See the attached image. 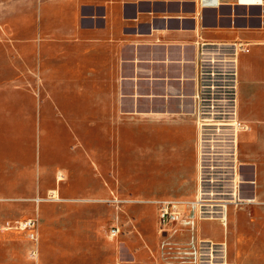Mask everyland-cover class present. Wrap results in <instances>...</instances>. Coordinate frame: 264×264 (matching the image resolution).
I'll use <instances>...</instances> for the list:
<instances>
[{"label": "crops", "instance_id": "1", "mask_svg": "<svg viewBox=\"0 0 264 264\" xmlns=\"http://www.w3.org/2000/svg\"><path fill=\"white\" fill-rule=\"evenodd\" d=\"M11 1L0 19L24 25V33L17 28L11 29V26L6 28L11 37L25 39L26 67L31 74L27 82L30 80L34 84L36 76L40 82L38 87L55 86L57 99L0 95V143L14 147L17 129L28 126L37 125V134L46 135L41 124L42 120L47 121L44 105L48 106L50 102L56 104L58 129L67 124L66 103L79 102L78 111L82 115L71 124L76 127L80 125V118L84 119L86 115L92 119H106V123H101L106 126L109 114L112 115L114 105L118 104L123 112L122 121L124 113L129 115L128 119L135 118L138 127H143L144 135L146 132L155 134L160 121L175 123L176 129L168 141L172 149L169 163L181 167L190 161L187 165L193 169L194 184L196 129L189 95L195 89V61L200 46L229 44L236 40L249 43V52L239 54L237 60V117L246 126L238 135L237 161L243 185L251 186L250 193L243 195L241 192V197L253 198L254 202L229 207L226 225L218 220L197 221L193 237L224 245V255L229 263L264 264V224L255 229L252 224L258 218L253 222L246 219L245 226L239 229L236 225L232 232L230 230V222L237 224L238 213L246 206L264 208L255 175L257 161L254 158L251 161L242 147L244 133H251L248 145L258 146L257 150L264 147L261 138L264 135V0L257 4L217 0L221 3L219 7L206 8L201 7L199 0ZM6 3L0 0L1 7L7 6ZM70 88L74 89L75 96L68 94ZM22 102L26 104L25 108L17 106ZM248 105L249 114L245 115L243 110ZM19 111H25L26 118L16 117ZM131 114L136 117H130ZM148 121L154 122L153 129L147 127ZM125 125L129 126V123L123 122L122 129ZM19 148L9 147L11 153H0L2 203L15 198L24 189L34 191V168L12 154ZM143 152L145 157V150ZM242 152L250 163L243 161ZM40 169L39 161L38 181ZM175 178L169 179L170 184L179 182ZM86 193L93 195V192ZM58 212L51 209L39 211L41 223L37 236L42 264H69L71 259L73 264H93V223L86 218L90 211L77 220L67 218L69 214L62 218ZM209 223L220 226V238L203 234V225ZM157 225L156 219V240L150 243L156 244L153 245L158 255ZM10 230L0 224V264H19V259H24V264H33L29 260L33 258L28 256V251L34 247L33 241L27 235L18 240L17 234ZM138 236L141 240L137 249L139 259L127 253V264H174L171 256L147 260L145 248L150 237L147 240L139 231ZM190 238L188 231L177 228L168 239L187 245ZM55 259L57 261L53 262Z\"/></svg>", "mask_w": 264, "mask_h": 264}, {"label": "rangeland", "instance_id": "2", "mask_svg": "<svg viewBox=\"0 0 264 264\" xmlns=\"http://www.w3.org/2000/svg\"><path fill=\"white\" fill-rule=\"evenodd\" d=\"M5 1L8 4L0 6V16H3L8 5L12 3L11 0ZM6 26L20 29L22 33L25 30L24 25L14 23V20L10 24L8 20L4 22L0 19V71L2 72L0 95H13L22 99L47 96L56 100L55 86L38 87L40 82L37 81L36 76L34 84H31L30 80L29 83L27 82V77H31L29 76L31 74L26 67L25 39L11 37ZM68 94L75 96L74 89L70 88ZM78 104L79 102L74 101L66 103L64 109L68 116L65 128H57L56 104L50 102L48 106L44 105L48 109H46L48 118L45 122L42 120L41 124L42 130L47 132L46 135L37 134V125L32 128L28 126L17 129L19 134L23 131L24 133L15 134L17 141L14 147L0 143V153L3 152V155L9 152V147L12 149L20 147L12 154H15L20 162L27 163L30 168L33 167L36 174L33 193L24 189L15 198L5 200L3 203L0 201V224L11 229L10 231L17 234L18 240H21L30 233L29 230H21L18 227L28 219L35 222L33 232L37 235L41 223L39 211L41 213L43 209L57 210L62 218L69 214L67 218L72 220H77L83 213L90 211V215L86 218L93 223V264H127V253L139 259L137 249L141 240L138 231L145 235L147 240L150 237L145 248L147 260L151 261L162 255L170 256L175 247L181 245L173 239H165L160 234L158 209L154 202L171 200L175 197L189 196L192 199V189L196 185V191L198 186L197 165L194 184L193 169L187 165L190 161L181 167L173 166L174 162L169 163L172 149L168 141L176 129L175 123L160 121L155 134L146 132L144 135L143 127L140 125L138 127L135 118L128 119L129 115L124 113L125 119L122 121L121 106L116 104L112 115L109 114L110 120L106 126H104L106 119L102 121L86 115L84 119L80 118V125L76 127L71 124L82 115L78 111ZM17 106L25 108L26 104L22 102ZM124 109L128 110L127 107ZM243 112L245 115L249 114V105ZM16 117L26 118L25 111L23 113L19 111ZM130 117H136V114H131ZM102 122L105 123L101 124ZM123 122L129 123L130 127L125 125L122 129ZM146 125L151 129L154 128V122L148 121ZM250 136L251 133L242 134V139L245 141L242 147L251 161L254 159L257 161L256 181L260 199L264 201V147L257 150L258 146L248 145ZM261 138L264 139V135ZM242 153L243 161L250 163V160L245 158V152ZM39 161L41 169L38 181ZM174 176L179 182L170 184L169 179ZM250 188L248 184L243 185V195H248ZM86 192H93V195L88 196ZM52 218L57 219L58 216ZM156 219L158 255L154 243ZM246 219L248 222L256 219L252 226L255 229L261 228L264 224V208L246 206L238 213L237 224L234 221L230 222L231 232L236 225L239 229L245 226ZM112 227L119 229L116 236L111 235ZM202 228L206 236L220 238L222 235L220 226L215 223L204 224ZM152 241L154 242L150 243ZM38 243L37 236V240L33 241V249L28 251V256L33 258L29 260L33 264H42V259H39ZM56 261L57 259L53 262ZM70 262L69 264H73V259ZM19 264H24V259H19Z\"/></svg>", "mask_w": 264, "mask_h": 264}, {"label": "built area", "instance_id": "3", "mask_svg": "<svg viewBox=\"0 0 264 264\" xmlns=\"http://www.w3.org/2000/svg\"><path fill=\"white\" fill-rule=\"evenodd\" d=\"M202 8L219 7L217 0H199ZM238 4L261 3V0ZM249 43L200 46L196 59L195 89L189 95L196 126L198 186L192 199L157 200L159 232L171 238L177 228L190 233V242L176 246L170 255L174 264H234L224 255V245L194 238L197 221L218 220L226 225L227 210L254 202L241 197L244 183L237 161L238 135L246 126L237 117V60L249 52ZM35 222L24 221L18 228L29 230L31 241L37 240ZM111 235L119 232L112 227ZM34 254V251L32 252Z\"/></svg>", "mask_w": 264, "mask_h": 264}]
</instances>
